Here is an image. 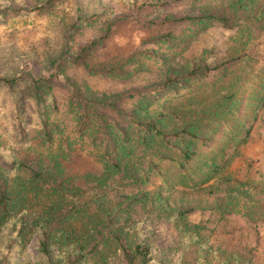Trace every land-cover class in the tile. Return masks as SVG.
Returning a JSON list of instances; mask_svg holds the SVG:
<instances>
[{
    "label": "rangeland",
    "instance_id": "obj_1",
    "mask_svg": "<svg viewBox=\"0 0 264 264\" xmlns=\"http://www.w3.org/2000/svg\"><path fill=\"white\" fill-rule=\"evenodd\" d=\"M238 1L0 0V9L18 11L0 17V79H15L11 87L0 83L24 111L22 117L15 114L0 95V156L5 162L0 189L7 206L14 205L13 217L6 215L0 226L5 237L0 238L1 263L7 257L12 264H61L56 255L41 254L36 241L39 211L56 201L77 208L70 221L74 231H89L93 225V238L83 251L95 240L108 264L119 263L112 232L164 254L168 264H264L263 113H257L246 141L237 142L235 135L251 118L246 99L257 90L256 83L236 87L212 70L210 80L218 88L214 96L235 89L237 111L205 133V143L192 145L195 153L185 162L179 146L160 147L172 160L160 159L162 173L151 170L145 179L123 170L134 163L145 171L148 157L138 158L137 150L119 170L112 168L89 139L96 128L89 123L78 133V110L69 105L74 95L90 106L100 102L105 115L117 120L137 112L146 92L155 94L149 113L164 110L162 103L181 107L196 82L165 87L162 79L181 76L198 63L211 66L248 49L254 59L238 60L230 75L258 70L264 64V31H253V38L246 39V30L236 33L246 27L243 22L226 29L215 21L174 20L208 8L228 9ZM85 65H113L114 74L91 73ZM193 92L196 101L199 92ZM15 115L19 127L9 132ZM40 119L48 137L37 132ZM221 159L222 166L212 174V164ZM188 207L192 209L179 214ZM96 259L89 252L85 262L96 264Z\"/></svg>",
    "mask_w": 264,
    "mask_h": 264
},
{
    "label": "trees",
    "instance_id": "obj_2",
    "mask_svg": "<svg viewBox=\"0 0 264 264\" xmlns=\"http://www.w3.org/2000/svg\"><path fill=\"white\" fill-rule=\"evenodd\" d=\"M6 11L13 14L18 12L9 7H7V9L2 8L0 9V17H2V14L6 13ZM174 20L177 22L215 21L223 27H226V29H233L238 25V22H243L246 27L238 29L236 33H241L243 30H246V39H252L253 31L258 33L264 31V0H240L231 3L228 9L225 7L208 8L193 15H181ZM94 43V41L91 42V44ZM134 55L136 54L133 53L126 57L122 60V64L129 61ZM76 58L78 59V57ZM252 59H254L252 51L246 49L239 58H237V56H232L230 59H224L211 66L198 63L181 76L165 75L162 79V83L165 87L166 85L171 86L189 80L196 82V86L190 91L191 95L187 97V101L181 107H169L166 103H162V108L164 110L158 109L149 113L147 110L148 104L152 101V95L155 94L146 92L139 100V108L135 107L137 108V112L130 115L126 114L124 117H119L117 120H115V117L112 118L105 115V112L100 109V102L93 103L94 105L90 106L88 104L90 102L89 100L74 95L69 105L71 108L75 107V109L78 110L80 117L79 126L77 127L78 133L84 132L87 128L86 126L92 124L91 126H94L96 130L89 139L94 145L100 147L114 169L119 170L120 165L125 162L123 159L134 156L138 150L140 152L138 158L142 159L144 156L148 157L147 161L145 159L147 165L144 169L145 171L142 172L139 170V165L134 166L133 162V166H125L123 171L127 174H130L129 170L135 172L136 176L134 177H137V179H145L147 177L146 173L151 172V170L161 174L162 167L159 165V160L163 157H167L169 161L172 159L168 154L166 156L164 151L159 149L160 147H168L171 144L179 146L180 159L185 162L195 153L194 149L191 148L192 145L199 142L205 143L206 135H208L205 133L213 130L222 121H227V119L233 116L237 111L239 100L236 98H239V96L235 89L231 91L225 90L222 94L214 96L213 93L218 91V88H213L215 80H210L212 76L211 71L213 70L216 75L219 73L217 71H221L220 74L222 73L221 75H223L228 82H231V84H235L236 87L243 86L245 82L252 84L254 82L258 85L257 90L253 89L251 92V94H254L248 95L246 99V103H248L250 107L249 111L251 112V118L248 122L243 123L242 126L240 124L239 130L235 133L237 142H244L248 138L247 134L249 128L252 126L257 113L262 112L264 115V64L258 70H253L254 68H251L247 73L243 72L242 74H235L233 76H231L230 73H232V67L238 60L246 63V61ZM85 66L87 71L91 73H102L107 76L110 74L113 75L115 69L113 65L103 68ZM0 81L6 86L11 87L10 85L15 79L3 78L0 79ZM0 86V95L3 96L4 106H7V108L9 107L15 114L19 112L22 117L24 111H21L17 104L18 101L15 99L12 100V98L11 101L9 99L10 92H4V85L1 83ZM193 90L199 92L196 101H193V96L195 95ZM141 109L142 112L139 113ZM89 116H92V122L91 120L88 122ZM15 119L16 120L9 125V132L14 131L12 129L13 126L15 128L19 127L17 125V121L19 120L17 115H15ZM177 121L181 122L180 126L174 125ZM168 124L172 126L169 130L166 126ZM238 124L239 123L236 125ZM45 125L46 122L40 119L37 132L44 137H48L49 132ZM231 138L233 139L234 136H231ZM152 156H155L156 160H154ZM223 162L224 159H221L219 162H214L212 164V174L222 166ZM4 164L5 162L2 161L0 156V168H2ZM139 171L143 176L140 175ZM5 194L6 193L0 189V210L2 211L0 213V223L6 215H9L11 208L14 207L13 203L11 207H8L4 202L3 196ZM191 209V207H188L184 210H180L179 214L187 213ZM77 214L78 210L73 205L65 207L64 204L56 203V201H50L45 204V207L39 211V217L37 218L41 226L40 234L36 240L37 250L46 257H50L52 254L54 256L56 255L61 264H86V255L89 252L92 253V256H97L96 264H108V262L105 261L106 251L97 250V243L95 240L89 244V248L83 251L91 238H93L92 231L94 228L92 224H89V231L86 230L82 233L74 231V229L71 228L70 221L73 217H76ZM10 220H13V218H10ZM0 226H2V223ZM22 227V225H19V233H22ZM14 236L15 239L19 241L20 236L18 232H16ZM0 238H5L1 232ZM110 239L115 243L116 250L119 252L118 264H168L164 254L159 252L155 255L152 250H149L146 244L143 245L130 242V238L125 237L122 239V236L120 237L117 233L113 232L111 233ZM101 241L105 243L103 238H101ZM9 244L13 246V243H6V246ZM0 264L12 263L9 258L5 257Z\"/></svg>",
    "mask_w": 264,
    "mask_h": 264
}]
</instances>
